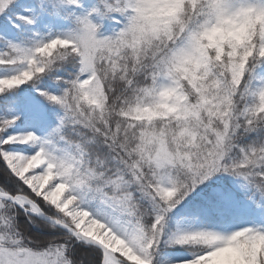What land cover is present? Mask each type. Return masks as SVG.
Listing matches in <instances>:
<instances>
[{
	"label": "snow or ice",
	"instance_id": "obj_1",
	"mask_svg": "<svg viewBox=\"0 0 264 264\" xmlns=\"http://www.w3.org/2000/svg\"><path fill=\"white\" fill-rule=\"evenodd\" d=\"M0 264H264V0H0Z\"/></svg>",
	"mask_w": 264,
	"mask_h": 264
}]
</instances>
